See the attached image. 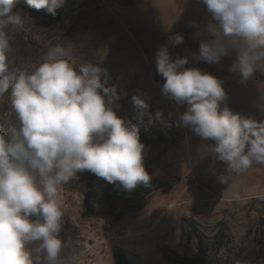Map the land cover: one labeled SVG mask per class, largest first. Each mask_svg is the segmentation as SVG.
Returning <instances> with one entry per match:
<instances>
[{"label": "rangeland", "instance_id": "obj_1", "mask_svg": "<svg viewBox=\"0 0 264 264\" xmlns=\"http://www.w3.org/2000/svg\"><path fill=\"white\" fill-rule=\"evenodd\" d=\"M62 7L72 12L54 20L17 7L23 11V23L10 30L11 67L31 72L50 48L61 45L75 63H92L106 70L101 81L106 87H117L121 97L115 105L117 115L139 128L141 143L146 146L144 166L152 177L150 185L134 189L136 195L116 200L98 196L95 183L73 177L58 194L72 192L83 201L69 220L90 226L107 220L129 223L132 235L112 243L104 264H124L117 257L119 249L136 254L139 264H264L260 223L264 218V164H253L247 172L234 174L229 185L218 182L224 164L214 159L210 147L214 142L202 140L183 126L180 116L187 105L163 94L165 80L157 72L156 53L167 45L174 60L187 57V68H198L222 80L227 99L221 109L228 107L261 123L264 61L243 83L233 68L234 54L219 64L196 61L197 34L214 39L208 30L213 22L211 14L200 0H66ZM177 33L184 36V42L172 47L168 39ZM135 96L150 106L153 117L161 112L162 120L150 123L148 117L143 122L134 119ZM0 119L4 130L18 123L7 94L0 98ZM185 218L196 221L197 232L184 226ZM222 224L226 236L216 238ZM199 234L204 239L202 250ZM60 237L64 240L62 232ZM76 264L88 262L80 258Z\"/></svg>", "mask_w": 264, "mask_h": 264}, {"label": "clouds", "instance_id": "obj_2", "mask_svg": "<svg viewBox=\"0 0 264 264\" xmlns=\"http://www.w3.org/2000/svg\"><path fill=\"white\" fill-rule=\"evenodd\" d=\"M211 14L209 33L199 37L198 62L219 64L235 55L233 68L241 82L251 79L264 61V0H200ZM36 10L55 15L66 0H26ZM18 0H0V98L8 95L17 124L0 126V264H76L62 259L70 244L61 239L64 212L58 202L62 185L77 173L90 171L108 183L131 192L150 185L144 166L145 144L140 130L120 118L116 86L106 87V70L92 63L77 64L61 45L53 46L33 71L11 67L10 30L23 23ZM184 42L170 36L172 47ZM187 57L173 59L167 45L156 53L157 72L164 78L162 92L178 104L183 126L210 146L214 159L224 164L218 182L229 185L234 174L253 164H264V123L221 109L227 99L223 81L198 68H187ZM134 119L153 117L150 106L133 97ZM241 199L239 194L234 197ZM95 206V205H94Z\"/></svg>", "mask_w": 264, "mask_h": 264}, {"label": "built area", "instance_id": "obj_3", "mask_svg": "<svg viewBox=\"0 0 264 264\" xmlns=\"http://www.w3.org/2000/svg\"><path fill=\"white\" fill-rule=\"evenodd\" d=\"M60 201L64 212L61 232L64 240L70 244L65 248L62 259L75 256L76 259L85 258L88 264H104L109 258L112 243L132 235L128 222L107 220L97 226H90L84 222L69 220L74 218L83 205L81 197L77 194L69 192L58 195V202ZM64 208L68 211V216Z\"/></svg>", "mask_w": 264, "mask_h": 264}, {"label": "trees", "instance_id": "obj_4", "mask_svg": "<svg viewBox=\"0 0 264 264\" xmlns=\"http://www.w3.org/2000/svg\"><path fill=\"white\" fill-rule=\"evenodd\" d=\"M17 7H21L25 12L32 14V15H39L44 18H49V19H63L64 17L68 16L72 10L67 7H60L56 10V14L52 15L47 12L46 9H40L36 10L34 8H31L27 3H23L18 0ZM0 126L3 127L4 129V123L0 119ZM77 178H79L82 181H91L95 183L98 186V196L99 195H106L112 199H118V198H124L129 194L136 195V191L133 190L131 192H128L124 190L121 187H117L116 185L109 184L107 181H105L103 178L97 177L95 174L91 173L90 171H83L77 173ZM184 226H189L194 232H197L198 229L196 227V221L191 218H185L184 219ZM262 228L264 229V218L261 219L260 221ZM222 229L220 231V236H216V238H219L222 236L224 238L226 236V229H225V224H222ZM198 240H199V249H203V243L204 239L201 237V235H198ZM117 257L124 263V264H139V257L132 253L131 251L125 250V249H119L117 251Z\"/></svg>", "mask_w": 264, "mask_h": 264}, {"label": "crops", "instance_id": "obj_5", "mask_svg": "<svg viewBox=\"0 0 264 264\" xmlns=\"http://www.w3.org/2000/svg\"><path fill=\"white\" fill-rule=\"evenodd\" d=\"M257 196H261V194L260 195H257ZM257 196H253V197H257ZM250 196H248V197H245V198H249Z\"/></svg>", "mask_w": 264, "mask_h": 264}]
</instances>
